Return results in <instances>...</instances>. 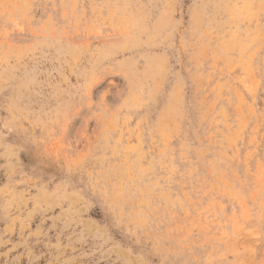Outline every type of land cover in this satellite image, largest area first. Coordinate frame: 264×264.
I'll return each instance as SVG.
<instances>
[{"label": "rangeland", "instance_id": "374dc122", "mask_svg": "<svg viewBox=\"0 0 264 264\" xmlns=\"http://www.w3.org/2000/svg\"><path fill=\"white\" fill-rule=\"evenodd\" d=\"M0 264H264V0H0Z\"/></svg>", "mask_w": 264, "mask_h": 264}]
</instances>
